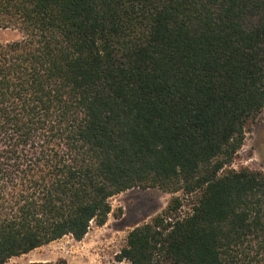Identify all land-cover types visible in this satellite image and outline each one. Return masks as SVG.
I'll return each instance as SVG.
<instances>
[{"label": "trees", "instance_id": "1", "mask_svg": "<svg viewBox=\"0 0 264 264\" xmlns=\"http://www.w3.org/2000/svg\"><path fill=\"white\" fill-rule=\"evenodd\" d=\"M0 264L172 198L126 264H264V170L231 167L264 108V0H0ZM27 264H69L56 262Z\"/></svg>", "mask_w": 264, "mask_h": 264}, {"label": "rangeland", "instance_id": "2", "mask_svg": "<svg viewBox=\"0 0 264 264\" xmlns=\"http://www.w3.org/2000/svg\"><path fill=\"white\" fill-rule=\"evenodd\" d=\"M21 33L15 29L0 28V43L16 40ZM231 167L264 170V108L255 122L246 127L245 140ZM178 196L182 207L176 215L191 211L192 198L182 192L168 193L159 188L134 187L110 197L111 213L102 226L91 223L86 235L79 241L64 236L26 254L13 257L5 264L56 262L65 259L69 264H126L117 255L125 244L128 232L135 226L150 221Z\"/></svg>", "mask_w": 264, "mask_h": 264}, {"label": "crops", "instance_id": "3", "mask_svg": "<svg viewBox=\"0 0 264 264\" xmlns=\"http://www.w3.org/2000/svg\"><path fill=\"white\" fill-rule=\"evenodd\" d=\"M42 247V246H41ZM38 248H40V247H38ZM38 248H36V249H38Z\"/></svg>", "mask_w": 264, "mask_h": 264}]
</instances>
